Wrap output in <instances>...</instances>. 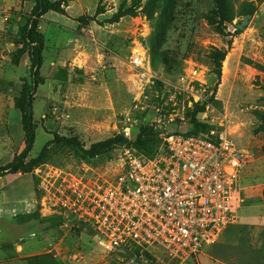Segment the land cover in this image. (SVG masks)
<instances>
[{"label": "rangeland", "instance_id": "374dc122", "mask_svg": "<svg viewBox=\"0 0 264 264\" xmlns=\"http://www.w3.org/2000/svg\"><path fill=\"white\" fill-rule=\"evenodd\" d=\"M53 1L59 8L38 19L45 82L34 95L30 157L45 149L52 174L115 179L125 172L124 148L138 150L131 141L163 142L197 119L246 151L240 192L264 195V0ZM35 9L36 0H0V166L25 144L17 104L31 83L30 58L26 52L16 61L11 52L29 49L22 28ZM137 50L144 64L132 62ZM32 174L35 216L13 218L20 224L14 233L25 239L6 238L0 247L13 252L10 264H139L94 241L85 227L66 226L64 216L52 227L47 218L61 211L41 205L45 190ZM146 254L144 264H176Z\"/></svg>", "mask_w": 264, "mask_h": 264}, {"label": "built area", "instance_id": "2783aa9c", "mask_svg": "<svg viewBox=\"0 0 264 264\" xmlns=\"http://www.w3.org/2000/svg\"><path fill=\"white\" fill-rule=\"evenodd\" d=\"M132 62L144 64L145 56L137 50ZM247 156L226 131L211 129L171 134L153 156L125 147V172L115 179L55 175L44 164L35 173L45 190L41 205L59 209L66 226L90 227L93 240L112 252L126 248L143 259L148 252L188 264L238 220Z\"/></svg>", "mask_w": 264, "mask_h": 264}, {"label": "crops", "instance_id": "0c3cea01", "mask_svg": "<svg viewBox=\"0 0 264 264\" xmlns=\"http://www.w3.org/2000/svg\"><path fill=\"white\" fill-rule=\"evenodd\" d=\"M21 151L14 152L10 162ZM249 189L251 187L246 184V192ZM20 193L26 197H19ZM36 199L37 185L32 173L0 176V247L6 238L25 239L14 233L16 229L19 231L20 224L13 218L31 212L30 208ZM263 199V194L252 195L242 191L241 199L236 204L238 220L224 230L216 244L204 249L195 264H264ZM10 250L1 248V264L13 262V258L9 257L13 254Z\"/></svg>", "mask_w": 264, "mask_h": 264}, {"label": "trees", "instance_id": "16d2710c", "mask_svg": "<svg viewBox=\"0 0 264 264\" xmlns=\"http://www.w3.org/2000/svg\"><path fill=\"white\" fill-rule=\"evenodd\" d=\"M219 3L227 0H217ZM60 6L58 1L53 0H36V9L34 10V17L30 22L22 28V37L25 43L29 46L26 51L24 48H19L18 51H12L11 57L18 61L22 55L26 52L30 58V73L31 83L26 86L24 93V101L17 104L22 114V122L25 131V145L22 151L17 154L14 159L4 166H0V176L8 174L18 173H32L36 167L46 162V151L43 149L39 155L30 157L35 138L36 130L33 116V100L34 95L38 87L45 82V77L41 74V68L44 63L43 51L45 49L44 35L39 30L40 17L49 10H56ZM203 109V108H202ZM200 109V110H202ZM199 112V111H198ZM211 129L207 124L194 119L192 128L185 132L187 135L198 134L201 132H207ZM127 141V140H125ZM133 146L138 148V151L146 156H153L161 150L163 142L156 137H139L136 140L130 142ZM93 155L97 153L99 149H92ZM91 151H83V153H90ZM86 154H83V156ZM37 185V184H36ZM38 197V192H37ZM35 215L33 212L19 214L15 218H33ZM47 221L52 227H60L64 222L62 214H55L47 218ZM74 231H81L84 226L75 224L73 226ZM116 253V252H114ZM150 253L147 252L146 256L149 257ZM131 257L136 260L140 259V253L138 250L131 251ZM143 262V261H142Z\"/></svg>", "mask_w": 264, "mask_h": 264}, {"label": "water", "instance_id": "95a60500", "mask_svg": "<svg viewBox=\"0 0 264 264\" xmlns=\"http://www.w3.org/2000/svg\"><path fill=\"white\" fill-rule=\"evenodd\" d=\"M249 18H250L249 16L245 17L244 22L241 23V24H239V27H240V28H241V27H244V25H245L246 23H248ZM84 232H85L86 234H91V235H93L92 229H91L90 227H85ZM117 253L124 254V255H126V256H128V257H131V251L128 250V249H126V248H119V249L117 250ZM132 259H133V260H136V259L133 258V257H132ZM136 262L139 263V264H144L141 260H136Z\"/></svg>", "mask_w": 264, "mask_h": 264}]
</instances>
